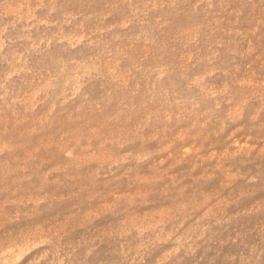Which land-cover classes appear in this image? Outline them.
<instances>
[{"label":"rangeland","instance_id":"1","mask_svg":"<svg viewBox=\"0 0 264 264\" xmlns=\"http://www.w3.org/2000/svg\"><path fill=\"white\" fill-rule=\"evenodd\" d=\"M0 264H264V0H0Z\"/></svg>","mask_w":264,"mask_h":264}]
</instances>
